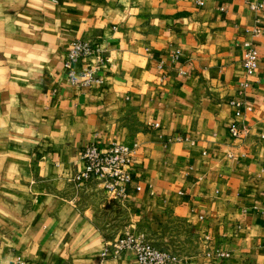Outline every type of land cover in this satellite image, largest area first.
Masks as SVG:
<instances>
[{"label": "crops", "instance_id": "0c3cea01", "mask_svg": "<svg viewBox=\"0 0 264 264\" xmlns=\"http://www.w3.org/2000/svg\"><path fill=\"white\" fill-rule=\"evenodd\" d=\"M196 1L0 0V264H138L101 258L124 229L178 264H264V0ZM74 38L100 46L72 67L99 64L101 83L70 82ZM113 140L138 144L122 202L70 178Z\"/></svg>", "mask_w": 264, "mask_h": 264}, {"label": "built area", "instance_id": "2783aa9c", "mask_svg": "<svg viewBox=\"0 0 264 264\" xmlns=\"http://www.w3.org/2000/svg\"><path fill=\"white\" fill-rule=\"evenodd\" d=\"M202 4L203 0H197ZM262 2L251 3L250 7L258 9ZM252 34L264 32V23L254 26ZM243 54L241 58L245 74L253 73L258 65V51L251 39H245L242 43ZM101 51L99 45L80 38H74L69 42V46L63 59V66L70 76V82L75 85L101 83L102 75L98 73L101 66H86L80 71H76L72 64L80 58L96 55ZM100 63L103 58L100 57ZM77 74L81 79L76 78ZM247 82H244L246 85ZM231 104L235 106V118L241 114L242 108L250 109V105L242 104L240 100L231 99ZM157 126L158 123L154 122ZM247 126L237 119L229 126V132L233 136L245 134ZM137 142L131 145L123 144L116 140L110 142L105 149L100 148L95 142H90L84 146L81 152L82 165L71 175V180L78 186L86 183L97 182L102 190L109 196L124 200L127 194V186L133 179V156L137 148ZM124 250L133 252L138 264H178L180 256L177 252L156 246L144 234H135L130 229H124L116 236L107 241L101 251V258L107 255L115 256ZM219 256H229L230 252L216 250Z\"/></svg>", "mask_w": 264, "mask_h": 264}, {"label": "rangeland", "instance_id": "374dc122", "mask_svg": "<svg viewBox=\"0 0 264 264\" xmlns=\"http://www.w3.org/2000/svg\"><path fill=\"white\" fill-rule=\"evenodd\" d=\"M105 194H106V193H105ZM106 195H107V197H110L111 199H116V198H113V197L109 196L108 194H106ZM116 201L122 202V200H119V199H117ZM120 206H121V204H120ZM119 208H121V207H119ZM114 216H116V217H115V218H116V221H114L115 224H114V226L112 227V230H111V231H115V230H117V229L122 228L123 225H124V223H125L126 220H127V218H126V214H125L123 208L119 209V211L117 210V211H116V214H115ZM105 218H107L106 215L103 216L101 219H105ZM152 242H153V241H152ZM153 243H154V242H153ZM154 244H155V243H154ZM155 245H156V244H155ZM156 246L163 248V246H160V245H156ZM166 249H171V250H173V251H175V252L178 253V251L175 250V249H173V248H166Z\"/></svg>", "mask_w": 264, "mask_h": 264}]
</instances>
